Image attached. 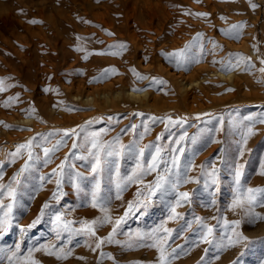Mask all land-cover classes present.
<instances>
[{"label":"rangeland","instance_id":"374dc122","mask_svg":"<svg viewBox=\"0 0 264 264\" xmlns=\"http://www.w3.org/2000/svg\"><path fill=\"white\" fill-rule=\"evenodd\" d=\"M158 1L0 0V79L5 81L6 89L0 92V184L11 182L16 189L14 203L6 195L0 196L4 205L13 203L12 227L0 237V264H10L7 257L17 244H20L18 257L21 258L29 255V249L44 245L49 248L56 245L57 251L71 250L67 259H57L43 250L33 251L32 258L39 264H159V252L141 246L152 241L137 233H150L161 225L172 230L166 253L173 249L179 253L170 257L171 264H264V219H252L239 208L235 211L229 208L238 164L244 165L243 190L264 188V175L259 174L264 165V124L256 123L253 129L256 134L246 144L242 141L246 127L251 124L247 117H264V72L260 71L264 67L261 63L264 60V0H251V3L250 0H214L224 28L243 25L235 42L239 44L245 39L248 47L256 48L258 57L249 56L247 49L239 48L241 54L235 61H239L240 68H245L240 74L249 75L255 87H259L261 97L244 105L203 98L194 102L190 111L178 98L180 91L170 77L173 72L170 65L165 63L168 68L165 71L149 60L140 63V51L137 57L128 53L130 41L118 37L110 26L95 20L93 15L95 11H111L114 22L120 25L125 20L119 16L124 13L140 14L144 10L147 14L158 6L174 8L168 4L171 0ZM251 4L257 7L253 9ZM101 52L106 54H97ZM112 68L116 73L105 76V70ZM109 82L115 89L122 88L124 92L129 89L142 95L149 92L150 97L148 101L125 95L109 101L100 96L97 101L86 100L85 89ZM77 85H80L78 90ZM10 97L17 99L5 107ZM146 103L154 105L150 107ZM167 117L187 120L182 126L166 127L167 120L163 118ZM70 129H75L76 134L64 136V131ZM92 133H101L99 140L106 145L119 137V143L113 145L119 155L101 153L102 163L96 174L91 171L94 159L89 154ZM184 133L187 136L180 141ZM33 137L34 144L39 146L31 149L34 158L17 176L28 160L27 150L15 158L11 154L19 144ZM61 140L63 143L50 153V162L45 164L43 148L52 149ZM157 147L161 149L158 171L171 167L173 156H177L179 168L173 170L171 179L175 181L178 174L181 182L176 188L166 186L157 191L149 201L146 185L155 181L157 172L143 175V183H128L126 178L138 162L146 167ZM141 148L144 149L142 158ZM179 148L185 149L182 153L173 151ZM62 161L65 162L63 177L52 176V170L59 171ZM213 164L218 169L217 184H212L203 174ZM14 177L19 184L13 182ZM57 178L61 179L59 188ZM184 180L198 182L184 183ZM97 183L100 200L106 203L113 219L123 215L129 202L137 200L138 191L147 207L135 208L122 224L114 237L120 243H104L93 251L95 240L74 235L72 230L79 229L83 220L103 216L99 207L92 208L90 204ZM118 191L121 199H116ZM178 192L189 193L190 202L176 206ZM53 193L60 195L59 202L53 199ZM257 199L260 203L254 212L264 217V206H261L264 194ZM46 203L49 207L44 209L40 223L28 229ZM173 207L177 215L170 219ZM5 211L6 208H0V216ZM57 214L62 219L54 223ZM197 218H202L203 223ZM225 220L229 222L227 228ZM236 220L241 221L239 227L231 224ZM65 223L69 224L68 230L63 227ZM208 227L213 228L212 235L208 236L211 243L202 239ZM21 228L26 231L21 232ZM233 228L247 237V241L229 244V236L236 239ZM111 231L112 225L106 224L97 229V237H107ZM101 252L105 255L101 256ZM15 264H21V260L15 259Z\"/></svg>","mask_w":264,"mask_h":264},{"label":"bare ground","instance_id":"6f19581e","mask_svg":"<svg viewBox=\"0 0 264 264\" xmlns=\"http://www.w3.org/2000/svg\"><path fill=\"white\" fill-rule=\"evenodd\" d=\"M197 1L171 0L168 4L173 5V9L171 6L169 9L158 6L157 9L147 12V14L140 8V14L124 13L123 16H119L125 20L120 25L114 22L116 19L111 15L112 13L110 14L111 11H107V13L95 11L93 15L95 20H100L106 26H110L118 37H126L130 41L128 53L136 55L140 51L141 57L138 58L140 63L143 60H149L152 64L157 63L158 69L165 71H168V68L164 66L165 63L171 66L173 72L169 71L170 77L180 91L178 98L182 100L188 111L194 102L203 98L213 102H232L231 104L238 105H244V102L247 101H258L262 93L259 87H255L249 79V75L240 74L245 71L244 67L237 66L233 70H223L228 65L230 56L232 63L236 64L235 58L241 54L239 48L247 49L249 56L258 57L256 48L248 47L245 39L237 44L235 42L237 38L224 34L229 29L224 28L221 25L222 20L218 18L220 13L218 3H215L214 0ZM144 2L146 3V1ZM120 3L122 4V2ZM197 13H207L208 15L198 16ZM181 50H184L190 62L178 68L175 57L170 54ZM200 62L201 64H197ZM117 80L123 81L122 78ZM79 87L80 85H77L76 89L78 90ZM85 91L88 92L86 100L90 102L97 101L99 96L104 101L122 95L139 101H148L150 97L149 92L142 95L129 89L125 92L122 88L115 89L112 82L104 84V86H92ZM221 91H226L227 94L220 96L219 92ZM146 104L150 107L154 105Z\"/></svg>","mask_w":264,"mask_h":264},{"label":"snow or ice","instance_id":"6c2138e0","mask_svg":"<svg viewBox=\"0 0 264 264\" xmlns=\"http://www.w3.org/2000/svg\"><path fill=\"white\" fill-rule=\"evenodd\" d=\"M251 3V0H250ZM251 7L255 9L257 5L251 4ZM196 15L198 16H207V13H197ZM31 23H35L36 21H30ZM243 25H232L229 30H226L224 34L226 36L234 37L237 38L239 37V30L242 29ZM120 48H124V45H120ZM80 50V49H77ZM100 55L106 54V53H97ZM171 56L175 57L176 59V64L177 67H181L183 64H186L190 62L189 58L186 57L184 50H181L180 52L172 53L170 54ZM87 57H85L86 59ZM240 59H243L242 57ZM222 63V62H221ZM262 64H264V60L261 61ZM239 66V61H237L236 64L232 63V58L230 56L228 65L223 69V70H233L235 67ZM250 66V65H249ZM116 69H106L104 72V75L106 76L109 72L111 73H116ZM134 71V70H133ZM261 72H264V67L260 68ZM139 79H147V77L139 76ZM155 82V78H153ZM163 83V81H160ZM5 81L0 79V92L5 91ZM136 91H143V89H134ZM14 99V97H10L9 101H6L4 106L8 107L10 106V102ZM71 110V109H68ZM31 111H34L32 109ZM207 115V114H205ZM112 118H109L111 121ZM160 119V118H153V120ZM167 120L166 127L168 125H183L186 123L187 118H176L173 120L171 117L163 118ZM196 119H199V116L196 117ZM249 121H251V124H249L246 127V131L242 135V141L243 144L247 143V140L249 137L255 135L256 133L254 132V125L256 123L264 124V117L260 118H254V117H247ZM163 122V120H162ZM5 127H10L9 125H5ZM133 128L136 127V125L132 126ZM107 131V130H104ZM145 131H148L147 126H145ZM69 133H72L73 135L76 134L75 129H70V130H65L64 131V136H68ZM92 141H91V149L89 151V154L93 157L94 163L92 165V173L96 174L100 170V166L102 163L101 159V153H104L105 156H112V155H119V152H117L113 145L119 143V137L114 138L113 141L107 142V145L105 143L100 142L99 137L101 133H92ZM187 136V133H184L180 137V141H183L185 137ZM45 140L47 137L44 138ZM159 139V137H158ZM180 141H177L179 144ZM35 142V137L29 139L27 142L19 144L16 148V151L12 153L11 155L13 158H15L18 155H21L22 150H27L28 154V160L25 161L24 167L20 169V171L17 173V176L21 175L25 169L29 166V161H31L33 157V152L32 148L34 146H39L34 144ZM63 143V141H58L57 144L52 148L49 149L47 147L43 148L44 156H45V164L50 162V153L54 152L57 150L60 145ZM193 143H195V138H193ZM77 145L74 143L73 147L75 148ZM123 147V146H121ZM107 149V150H106ZM175 151L183 152L182 148L179 149H174ZM144 154V149L141 148L139 149V156L142 158ZM240 155H244L243 148L240 150ZM161 156V149L159 147L156 148L155 154L152 155L151 162L147 164L145 167L144 164L138 162L136 169L133 170L132 174H130L127 178L126 181L128 183H143L142 176L145 174H149L151 172H157L156 178L154 182L149 183L146 185V189L149 193L148 199L150 201V198L152 195H154L157 191L165 189L166 186H171L173 188H176L179 183L181 182L178 174H177V179L173 181L171 178L174 175V169L179 168V157L173 156L171 167L165 168L163 171H158L159 169V159ZM67 160V157L65 158V161ZM65 162L62 161L60 165H58V169H53L52 170V176L55 177H63V169H64ZM202 170L204 169V166H201ZM244 165L243 164H238L234 170V185H235V191L233 194V199L231 201V204L229 205L230 210L235 211L237 208L241 209L246 216H249L252 219H264V217L259 216L254 212V208L257 204L260 203V201L257 199L258 195L264 194V188H247L246 190L242 189L241 186V181L242 177L244 175L243 172ZM206 175V177L211 181L212 184H217L219 182V177H218V169L215 167L213 164L211 169L207 172L203 173ZM260 175H264V165L261 166L260 170ZM43 180L44 177H41ZM13 182L16 184H19V180L16 179L15 177L13 178ZM184 183L188 182H198V181H192V180H184ZM56 184L57 187L59 188L61 184V179L57 178L56 179ZM122 191V189H120ZM99 193V183H97L96 189L92 193V198L90 201L91 207L92 208H97L99 207L100 210L104 213L103 216L93 219V220H83L81 222V227L79 229H74L72 230L74 235H84L87 238L94 239L95 240V248L92 250L95 251L96 249L101 248V246L104 243H120L118 240H114V237L118 233L119 228L122 226V224L126 221V219L132 214L133 210L135 208H138L139 206L143 205L144 207H147V205L144 203L143 200L140 199L141 193L138 191L137 194V200L135 202H129L127 209L124 211L123 215L113 219V217L110 214V209L107 207L106 203H102L100 200V197L98 195ZM6 195L11 201H15V196H16V189L12 187V183L10 182L7 185L0 184V196ZM177 199L175 201L176 206H181L182 203H188L190 202V194L187 192H178L177 193ZM53 199H56L57 202H59L60 195L57 193H53ZM116 199H121V196L119 194V191L117 193ZM13 203H8L7 205H4L2 201H0V208H6L7 211L4 212L2 216H0V237H2L11 227V213H12V208H13ZM213 205H215V201L212 202ZM261 206H264L262 204ZM49 205L46 203L43 208L41 209V214L40 216H37V218L27 226L28 229H31L35 227L38 223H40L41 217L44 214V209H47ZM172 216L169 218L172 219L174 218L177 214L175 211V207L172 208ZM61 215L57 214L54 223H58L61 221ZM201 223H203L202 218H197ZM213 219H217V217H213ZM225 227L229 225V222L225 220ZM241 221L236 220L232 221L231 224L235 225L236 227H239ZM106 224H111L112 225V231L108 234L107 237H97V229L105 226ZM65 230L69 229V224L65 223L63 225ZM26 231L24 228H21V232ZM233 232H235V228L232 229ZM171 229L161 227L153 229L150 233H137L138 236H146L148 239H150L152 242L151 243H146L141 246L148 247V248H155L159 252V264H171V259L170 257H175L178 256L179 253L177 252L176 249H173L171 253H166V249L168 247L167 241L168 238L171 236ZM213 233V228L208 227L207 228V234L202 237L204 242L206 243H211L210 240H208V236L212 235ZM61 233L58 231L57 232V238H60ZM236 239H232L231 236L228 237L229 244L235 245L240 243L241 241H247V237L243 236L242 233L235 232ZM132 244H128V247H132ZM45 251L46 254L48 255H56L57 259H67L68 256L71 255V250L69 249L67 252L64 251L63 248H60L57 251V246L52 245L51 248H49L47 245L41 246L40 248L36 249H29V255L26 257H18V253L20 252V244L16 245L15 251H12L10 255H8V260L10 261V264H15V259H20L21 264H39L38 261L32 258V252L33 251ZM105 253L101 252V256H104ZM109 258H112L109 256Z\"/></svg>","mask_w":264,"mask_h":264}]
</instances>
